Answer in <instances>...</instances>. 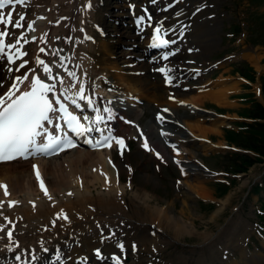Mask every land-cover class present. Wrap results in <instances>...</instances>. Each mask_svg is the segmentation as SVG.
Instances as JSON below:
<instances>
[{
  "label": "bare ground",
  "instance_id": "1",
  "mask_svg": "<svg viewBox=\"0 0 264 264\" xmlns=\"http://www.w3.org/2000/svg\"><path fill=\"white\" fill-rule=\"evenodd\" d=\"M107 1L115 2V5L111 6ZM144 1L146 0H142V2ZM152 1L148 0L147 3L152 9L153 14L171 11L167 7L168 3L172 0H164V3L160 5V10L158 9V5L150 3ZM121 2L123 3L125 0H92V8L82 11H77V9L84 5L85 0H31V6L27 8L22 9L17 6L16 12H26V27L29 20L36 19V23L33 26L35 31H30L28 28L20 31L15 30L17 34H20L21 31L26 32L25 40L27 43L32 44L33 48L30 52L27 51L28 55L25 57L29 61L28 67L22 69L20 73L9 74V76L23 74L32 68L38 49L41 47L47 49L49 47V44L45 43V40L51 42L53 36L66 37L71 35L72 37H81L82 34L80 32H70L69 28L73 26L85 28L87 34L93 38L92 40L83 41L76 45L72 48V52H68L71 46L65 44L64 40H60L59 45L66 49L64 54H74L76 57L68 65L69 70L75 71L77 74H81L82 72L87 73V76H82V79L88 88H95L94 102L103 107L107 101H112L109 107L114 109V115L116 116L112 127L115 129L116 136L124 137L126 140L129 137L136 139L139 136L138 129L140 128H138L135 120H130L131 118L129 117L131 113L133 115L135 113L136 117L140 115L142 109L141 103L138 100L142 97L156 99L153 93L157 83L155 77L163 74L155 71V69L171 66L177 68L180 74L183 71L182 76L174 81V83L181 82L178 85L177 92L174 91L171 94L168 92L167 95H164V99L172 96L179 97V95L185 97L186 95L181 92L186 88L185 79L190 75L193 76L195 69L190 65L187 69H184V66L180 62L175 65L163 63L155 67L154 64L157 61L153 60L154 64L148 61L146 55L152 53V47L148 38L150 37L149 34L153 32V28L145 26L144 30L141 31L135 26V22L128 23L129 21L125 20L126 16L123 12L125 10ZM145 8L149 9L148 6H145ZM109 9L121 10L123 14L119 13L116 15V18H112V14L107 15L105 13ZM9 10L10 8L3 10L5 15H7ZM204 11L198 12L195 16L194 14L190 15L188 19L181 23L172 25L168 20H165L166 18L162 19L160 16L152 17L153 27H155L156 22L161 21L160 19L164 21L165 27L176 26V31L174 32L179 36L177 37V35L173 34L174 32H171V37L175 41L173 47L176 50L177 58L187 54L193 57L199 55L205 56L215 46L213 43L214 29L209 24L208 18L205 17ZM96 14H98L97 17ZM40 15L46 18L37 19L36 17ZM103 16H108L109 20L115 19L117 25L115 24L116 26H114L112 24L111 27H116V32L112 30L109 25L110 23L106 24ZM63 17H71L72 19L70 21L63 20ZM13 19H16L15 14L13 15ZM82 20L85 23L81 24ZM135 20H137V17L133 19V21ZM181 25L185 27L181 29ZM94 26L101 30L102 35L100 40H97L92 33ZM2 27L0 26V28ZM147 31L149 32L147 33ZM45 33H48L46 37ZM110 35L117 38L112 44L116 43L120 47H127L129 51H121L119 53L115 50L113 52L110 49L109 42L106 44L102 41ZM41 37H44V39H41ZM13 38L15 39V37ZM191 42H198V44H204L207 47H200L198 51H195ZM51 46L56 47L57 45L52 43ZM24 48L22 49L23 51H25ZM166 51H172V49L168 47L157 54V57L160 59L158 62L163 61L161 57ZM39 55L46 60L53 59L50 55L45 56L43 53H39ZM75 65H79V67H75ZM60 70L62 71V69ZM9 76H7V79ZM108 76L114 80L116 79V83L113 84L111 83L112 81H108ZM91 77L95 79L92 83L90 82ZM65 78L68 79L66 74ZM7 79L6 75L0 73V81H4L3 87H0V95L6 92L11 84V81L8 82ZM123 86L126 87V90ZM157 86L168 87L169 85L166 82H161ZM108 89L112 90L109 91ZM191 100L195 101L194 98H191ZM197 101L196 103H198ZM171 103H167L170 107H166V109L170 110V108H174L175 105ZM85 111H88L87 107H85ZM166 114L162 112V115L167 118ZM121 117L124 119H120ZM171 119L177 121L174 116ZM124 120L134 123H125ZM190 128L194 131L195 127L193 128L190 125ZM145 129L156 138L154 146L159 149L163 157H165V152L158 144V140L161 138L171 139L179 144L177 150L173 152L179 151L180 158L187 153V150L183 146L184 143H181L182 140L178 139V136L172 135L167 129L164 128V131L171 133V135L164 137L159 134L162 128L153 123L151 124V122L146 125ZM200 135L203 136L202 134ZM140 144L143 145L142 141H140ZM115 146L118 145L114 142L110 149L106 148L101 151H91L87 147H83L76 148L56 157L38 160L37 157L40 156H37L26 161L18 160L0 164V184H7L10 192V196L6 198L3 195V189L0 188V200H4L6 204H4L3 213L5 216L12 218L13 223L16 224L14 238L19 241L20 247L29 251L31 249L36 250V254L39 256L37 264H49V257L55 260L56 258H54L55 255L53 253L57 247L60 249L61 261L64 264H76L73 258L69 257L71 253L82 254L85 259L83 258L81 261H86V264H109V258L104 255L107 251L112 256L116 255L121 259L122 257H128L131 260H137L143 252L146 253L148 251L147 245L151 248H157V246L164 243L161 240V236L156 233L153 239L146 236V234H151L153 237L154 232H151V225L156 226L160 232L164 231L163 229H167L176 239L195 232L194 230L196 229L193 222L190 224L188 222L185 223L182 217L173 215L175 206L172 201L170 207L166 210H161L157 206L153 207L149 205L150 198L147 195L148 192L134 195V204L143 217L136 212H131V210L123 206L124 203H120L123 201L121 193L124 186H119V180L124 169L121 164L123 162L120 164L113 162L112 149ZM118 147L120 149V146ZM185 159L189 165L187 167L186 164L182 163L181 165L180 163L181 168L184 170L181 169L182 172L186 171L187 175H197L196 173L198 172L192 173L189 168V166H198V163H196L198 162L197 159L195 157H187ZM191 159L193 160L192 162L189 161ZM34 164L39 166L41 176L45 180V185L49 190V195L53 197L52 200H49L44 195L39 186V181L32 175V165ZM196 170L199 171V169ZM185 184L190 190L196 192L195 189L198 188L196 184L189 183L188 181ZM96 185L101 186L102 192L93 195L92 188ZM69 192H72L73 195L69 196ZM8 201H18L19 203L16 207L10 208ZM33 204H35V208H33ZM61 210L68 214L70 223L61 219L53 227L51 222L56 219L57 214ZM220 210L214 214L217 215ZM134 219H137L138 222L136 223ZM148 221L150 222V228L148 227L149 229L145 230V227L148 226ZM5 223L6 221L3 220V217H0V224ZM112 232L115 234L110 235ZM41 241L43 242V247L49 249L48 253L42 252ZM135 241H138L140 244V248L137 250L136 248L133 250L132 247ZM7 243L6 238L0 240V245H6ZM120 243H123V252L118 246ZM97 249L102 253L103 259L97 258L95 254V250ZM14 255V252L7 250L0 251V264H13L12 257ZM141 257L140 259H142ZM79 258L82 257H77V259ZM212 260L214 261V259ZM124 264L127 263L124 262Z\"/></svg>",
  "mask_w": 264,
  "mask_h": 264
},
{
  "label": "rangeland",
  "instance_id": "2",
  "mask_svg": "<svg viewBox=\"0 0 264 264\" xmlns=\"http://www.w3.org/2000/svg\"><path fill=\"white\" fill-rule=\"evenodd\" d=\"M107 2L111 6L115 5V2ZM130 2L136 3L137 7L133 10L126 9ZM121 4L124 6L125 11L123 12L126 16L125 20L129 21L128 23L132 22L134 12L139 14L140 10L144 8L142 0H125ZM188 4H191L187 11L188 14L194 11L196 7L201 8V10L205 9V17L211 19L208 21L214 29L213 43L215 46L205 56L193 57L187 54L178 57V59H170H173L174 62L177 60L186 68L190 64L192 67L202 70L210 69V71L203 74L202 72L196 73L195 77H188L186 80V87L188 88L181 91L186 96H172L175 99H164V95H167L168 92L169 94L174 91L177 92L178 88L157 86L162 82V77H155L157 83L153 93L156 99L140 98L142 109L140 115L136 117L135 113L134 115L131 113L129 117L131 120L137 121V125L143 129L150 122L155 124V115L162 113L166 107H170L167 103L172 102L171 104L175 106L170 108L171 114L170 112L166 114L167 120L171 121V117L174 116L177 121L174 120L176 124L170 125L169 128L172 135L178 136V139L182 140L181 143H184L183 146L187 150V153L181 158L177 157L184 161L187 157H195L199 163L198 166L203 164L217 175L210 176L208 174L206 176L202 171L196 170V166H189L192 173L198 172L197 175L186 174L185 176L183 174V176L181 170L169 158L163 157L164 160L162 161L154 154L159 152L156 148L154 151H145L140 146L141 144L139 145V140L133 137L126 138L127 148L123 155L119 149L112 150L113 162L119 164L123 162L121 164L124 172L120 177L121 182L119 181V186H124L121 193L123 201L120 202L121 204L124 203L123 206L143 217L136 208L133 198L136 194L148 192L150 206H157L161 210H166L174 202L173 215L182 217L185 223L193 222L196 229L193 234L183 235V237L176 239L167 229L160 232L156 226L151 225V232H154L153 237L151 234H146V236L153 239L156 233L161 236L164 243L157 248H151L147 245L148 251L143 252L144 255H140L142 259L139 257L137 260H131L122 257L123 263L264 264V208L261 207L262 203L264 204V188L254 191L256 185L264 184V163H256L246 173L236 175V177H232L231 174L227 177L223 176L227 172L225 170L226 163L231 158L229 154L232 153L231 150L223 149V145H227L225 140L228 135L224 129H235L234 123L241 111L254 110L255 106H252L250 101L257 100L258 103L264 105L262 97L257 94L256 88L258 86L246 83L240 77L241 75L236 73L245 65L256 73V69L251 64L256 65V62L261 58L264 60V48L251 45L264 41V0H259L257 3H252L250 0H189L187 1ZM97 6L99 7V5ZM108 12L105 13L107 15L112 14V18H116L119 13L123 14L121 10L117 9H109ZM97 16L98 14H96ZM153 16L158 17L159 14ZM161 16L166 18L165 20L171 21V14H161ZM189 16L183 18L179 23L188 19ZM103 17L106 24L110 23V27L112 24L117 25L115 19L109 20L108 16ZM24 25H26V21H24ZM25 28L26 26L24 30ZM94 28L99 30L96 26ZM111 28L114 32L117 31L116 27ZM20 30L18 29V31ZM9 31L13 30L9 29ZM99 33L94 32L97 39L102 35L101 30ZM111 36L102 41L106 44L109 42L113 52L115 50L119 53L129 51L127 47H120L116 43L112 44L117 38ZM24 43L21 41V44L24 45ZM191 44L199 45L195 42ZM204 46L207 47L204 44L201 45L202 48ZM32 48V44H26L25 49L27 51L30 52ZM199 49L200 47L194 50L198 51ZM262 65L260 69L264 70V64ZM0 70H3L1 62ZM4 72L6 73V71ZM179 72L177 70L176 74H180ZM90 79L91 83L95 81L92 77ZM109 80L113 84L117 81L111 77L108 78ZM123 88L126 90L125 86ZM191 98H194L195 101H192ZM196 100L199 104L196 103ZM198 108H200L199 113L196 111ZM214 109H219L224 117L216 118L210 113L214 112ZM178 125L180 126L178 127ZM190 125L195 127L194 131ZM150 137L151 142L154 143L156 138L153 135ZM207 139L211 143L203 142ZM159 143L160 148L168 154L171 153L172 148L167 144H176L171 140L166 141L164 139L160 140ZM215 145L218 146L215 147ZM189 161L192 162L193 160ZM232 178L235 179V182L231 184L230 190L219 196L220 191L217 190L215 183L222 181L228 184ZM186 181L196 184L198 187L195 189L196 192L188 188L185 184ZM96 186L92 188L93 195L102 192L101 186ZM210 203H214V206H210ZM219 209H221L220 212L217 215L214 214ZM134 221L138 222L137 219ZM149 221L145 230L150 228L151 221ZM101 240L102 238L100 242ZM133 245H135L136 250L140 248L138 241L133 242ZM71 254L68 255L73 258L76 264L84 258L80 253ZM104 255L109 258V264H112V254L107 251ZM77 257L82 258L77 259ZM58 264L64 263L59 261Z\"/></svg>",
  "mask_w": 264,
  "mask_h": 264
},
{
  "label": "snow or ice",
  "instance_id": "3",
  "mask_svg": "<svg viewBox=\"0 0 264 264\" xmlns=\"http://www.w3.org/2000/svg\"><path fill=\"white\" fill-rule=\"evenodd\" d=\"M179 2L180 0H174V4ZM174 4L168 5V8L174 6ZM17 6L22 9L27 8L31 6V0H0V26H3L0 28V61H6L5 70L9 74L13 71L20 73L21 69L27 68L29 64V61L25 59L28 54L22 50L23 44H21V41L27 42L25 40L26 32L21 31L20 34H17L15 31L24 29L26 12H16ZM131 7L134 8V6ZM6 8H10L7 15L3 11ZM91 8L92 0H85L84 5L78 7L77 11ZM143 11L144 15L137 17V25L141 31L144 30L145 26L153 28L151 47L167 49L172 43H175L174 40H169L168 36L171 32L176 31V26L165 27L164 21L161 20L156 22L155 27H153L151 14L147 12V9ZM197 11H200V9L198 8ZM14 14L16 16L15 20L13 19ZM176 15H180V13L178 12ZM36 18L45 19L46 17L40 15ZM62 19L70 21L72 18L63 17ZM35 23L36 19L29 20L28 30L35 31L33 27ZM83 23L85 21L82 20L81 24ZM180 27L183 29L185 26L181 25ZM9 29L13 31L10 32ZM69 31H78L82 35L81 37H72L71 35L66 37L53 36L51 42L45 40L49 47L38 49L34 66L23 74L8 77L12 80V83L6 92L0 95V163L12 162L21 158L28 160L31 157L58 155L77 147L79 138L98 149H110L115 142L116 145L120 146L121 155L127 148L125 138L114 134L115 129L112 124L116 116L114 115V109L109 107L112 101H107L103 107L94 102L95 88H88L82 79V76L86 77L87 73L77 74V72L69 70L68 65L76 57L74 54H64L66 49L59 45V41L64 40L65 44L71 46L68 52H72L73 47L93 38L87 34L86 29L83 27L73 26L69 28ZM47 35L48 33H45V37ZM12 37H15V39L13 40ZM41 39H44V37H41ZM52 43L57 46L52 47ZM39 53H43L45 56L50 55L53 59L41 58ZM175 54L176 50L166 51L161 59L167 61ZM18 60L21 63L17 64ZM13 65H16V67H13ZM75 67H79V65H75ZM155 71L161 72L169 85L180 78L176 75L177 70L171 66H164L155 69ZM65 74L68 79L65 78ZM3 85L4 81H0V87H3ZM108 90L111 91L112 89ZM170 99H174V97H170ZM64 100L70 101L80 114L69 111L68 105L63 102ZM85 107L88 111H85ZM162 112L169 113L170 110L163 109ZM120 119L124 118L121 117ZM157 121L163 125L166 117L158 114ZM124 122L134 123L128 120H124ZM138 134L142 139L143 147L148 151H154V147L150 146V138L146 136L143 130L138 129ZM159 134L162 137L171 135L163 128ZM172 147L175 148L176 146L172 145ZM155 154L159 159L164 160L159 152ZM176 155H179V151L176 152ZM32 167L44 195L52 200L53 197L49 195V190L41 176L39 166L34 164ZM0 188L3 189L4 197L10 196L7 184H0ZM68 195L71 196L73 193L69 192ZM18 203V201H8L10 208L16 207ZM4 204L5 201L0 200V217H3V220L6 221L5 224H0V234H2L0 240L6 238L8 243L0 245V251L14 252L13 264H37L39 256L36 254V250L31 249L29 251L21 248L19 241L14 238L16 224L13 223L12 218L4 215ZM33 208H35V204H33ZM61 219L70 223L68 214L61 210L56 219L51 222L52 226L55 227L57 221ZM114 234V232L110 233V235ZM40 243L42 252L48 253L49 249L43 247L42 241ZM118 246L123 252V243ZM133 250H135V245H133ZM95 254L98 259H103L99 249L95 250ZM53 255L56 259L52 260L49 257V264H58L62 259L58 247ZM113 261L114 264H121L120 257L113 256ZM82 264H86V261Z\"/></svg>",
  "mask_w": 264,
  "mask_h": 264
},
{
  "label": "trees",
  "instance_id": "4",
  "mask_svg": "<svg viewBox=\"0 0 264 264\" xmlns=\"http://www.w3.org/2000/svg\"><path fill=\"white\" fill-rule=\"evenodd\" d=\"M242 77L247 80L254 81V72L251 68H248L246 65L243 69L237 71ZM263 96H264V84H263ZM245 118L250 119H260L264 120V107L260 104L255 105V110H248L246 112ZM246 125V124H242ZM250 131L247 136L239 137L237 134L229 133L226 136V140L237 146L251 150L259 155L258 158L252 159L249 156L241 154H232L230 155V161L226 164V169L228 172L237 174L246 172L247 169L252 166L254 163L263 162L264 158V122L263 123H254L247 125ZM234 158V159H233ZM233 159V160H231ZM229 188L226 185L218 184L217 190L220 191L219 196L227 193ZM212 206V205H211ZM264 207V205H263Z\"/></svg>",
  "mask_w": 264,
  "mask_h": 264
},
{
  "label": "crops",
  "instance_id": "5",
  "mask_svg": "<svg viewBox=\"0 0 264 264\" xmlns=\"http://www.w3.org/2000/svg\"><path fill=\"white\" fill-rule=\"evenodd\" d=\"M262 64H264V60L261 58V59H259L257 62H256V65H254V64H251V66L253 67V68H255L256 69V84L254 83V85H257V86H259V85H261L260 84V77H262L263 78V82H264V70H261L260 68H261V66H263ZM261 70V71H260Z\"/></svg>",
  "mask_w": 264,
  "mask_h": 264
}]
</instances>
